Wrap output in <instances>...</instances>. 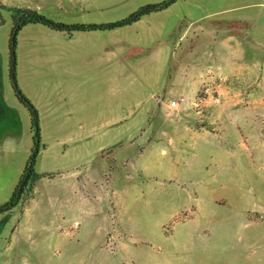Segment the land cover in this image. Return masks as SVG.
<instances>
[{"label":"rangeland","instance_id":"rangeland-1","mask_svg":"<svg viewBox=\"0 0 264 264\" xmlns=\"http://www.w3.org/2000/svg\"><path fill=\"white\" fill-rule=\"evenodd\" d=\"M163 1L0 0V205L35 132L9 77L11 10L107 24ZM167 10L97 34L132 45L131 64L93 48L89 64L79 50L66 62L47 47L82 40L60 42L65 32L40 24L19 31L18 64L31 69L26 49L39 45L26 77L47 85H18L38 114L39 178L0 215V264H264V0ZM240 19L260 46L245 24H222Z\"/></svg>","mask_w":264,"mask_h":264},{"label":"trees","instance_id":"trees-1","mask_svg":"<svg viewBox=\"0 0 264 264\" xmlns=\"http://www.w3.org/2000/svg\"><path fill=\"white\" fill-rule=\"evenodd\" d=\"M179 0H165L160 3L156 4H147L131 15H129L127 18L113 22V23H107V24H90V25H84V24H64L61 22H55L53 20H50L43 15L37 13L33 10L28 9H15L13 8L11 10V15L13 18V28L11 30V40L9 45L10 50V62H9V77L12 83V86L15 91V95L17 99L26 106L28 109L32 125L35 129L34 132V148L33 151L28 159V162L26 163L25 169L18 181V184L16 185L11 198L4 203L3 205H0V215H7L14 209L19 202L21 201L22 197L24 195H27V193L31 192L33 184L38 180L39 176L35 172V165H36V159L39 153V145H40V139H39V129H38V114L33 105L30 103V101L22 94L20 91L17 79H16V55H15V49H16V38L19 33V31L24 28L28 24H40L42 26H45L51 30L57 31V32H65L68 34H71L72 32L76 31H108V30H114L117 28H122L125 26H129L133 23H136L140 21L143 17L149 16L153 13L161 12L174 3H176ZM222 24L231 25L233 28L238 29L242 25L240 21H223ZM240 25V26H239ZM0 106H3V100L0 97ZM8 218V217H7Z\"/></svg>","mask_w":264,"mask_h":264},{"label":"crops","instance_id":"crops-1","mask_svg":"<svg viewBox=\"0 0 264 264\" xmlns=\"http://www.w3.org/2000/svg\"><path fill=\"white\" fill-rule=\"evenodd\" d=\"M166 11H168V10L166 9L165 11H161V12L165 13ZM158 13H153L152 16L159 15ZM140 21L133 23L132 25H129V26H134V25L138 24ZM226 21H233V20H226ZM234 21H239V20H234ZM240 22L242 24H245V26H246V27L244 26V30H246V33H243V35L246 38H248V40L250 42H254V44H256L257 46H260L259 43L257 42V40L252 35L253 29H254L253 25H251L250 22L243 20V19H240ZM88 25H90V24H88ZM224 25H227V24H224ZM129 26H125L124 28H128ZM240 27H242V26H240ZM122 28H117V29L108 30V31L95 30V31H76V32H72L71 34L62 33L61 36H63V37L60 38V42L62 40L74 42V39L78 38V40H82L84 43H79V45H67V44L59 45V44H56L55 46L51 45V46H48L47 48H50V47L56 48V49H60V51L66 52V54H63L65 56L62 57L64 60L65 59L67 60L66 62H69L73 58L72 55H73L74 51L79 50L80 52L83 51L84 53H87L86 56L83 58H84V61H86V63L89 64V61L91 60V58H89V57H91V55L93 53L90 50L93 48V49H98L97 50L98 53H101V51H102L105 54L104 57L106 59L107 58L108 59H111V58L114 59L115 56H117L120 61H123V60L124 61H130V64H131V62L133 60L132 47H131L132 45H128V47H127V45L122 46V44L119 42L121 45L120 44L117 45L118 43H113L112 46L111 45L105 46V45H101V43L99 41L100 36L98 35V37H97V34H101V36L105 35V34L109 35V34L116 33L117 31L123 30ZM66 35H69L71 37H67ZM124 42H126V40ZM94 44H98L97 45L98 47H95ZM127 51H128V53H130L129 57H127ZM39 52H40V46L36 45V44L30 45L29 48L26 49V53H27L26 56L28 58L27 61L29 63H31V69H29L26 73H24L23 64H21L22 67L20 68L19 66H21V65H19L18 60H16V79H17V84L19 85L20 88H23L25 90L29 89V87L31 85L30 84L31 80L34 81V83H36V86L39 85L37 88L38 89L37 91L43 90L44 88H41V87L43 85H44V87L47 85V83L45 81H43V82L35 81V77H32V78L26 77V75L28 73L29 74L34 73L35 67H40L41 64H39V63L42 62L41 61L42 58H41ZM124 52H125V54H124ZM123 54H124V56H123ZM99 59H101V57H99ZM89 66H91V65H89Z\"/></svg>","mask_w":264,"mask_h":264},{"label":"built area","instance_id":"built-area-1","mask_svg":"<svg viewBox=\"0 0 264 264\" xmlns=\"http://www.w3.org/2000/svg\"><path fill=\"white\" fill-rule=\"evenodd\" d=\"M177 104H178V103H177L176 101H174V100L169 101V102L167 103V108H169V109L174 108V107L177 106Z\"/></svg>","mask_w":264,"mask_h":264}]
</instances>
